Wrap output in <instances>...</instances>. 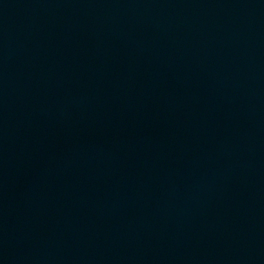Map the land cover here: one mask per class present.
Wrapping results in <instances>:
<instances>
[{"label":"water","instance_id":"1","mask_svg":"<svg viewBox=\"0 0 264 264\" xmlns=\"http://www.w3.org/2000/svg\"><path fill=\"white\" fill-rule=\"evenodd\" d=\"M0 264H264V0H0Z\"/></svg>","mask_w":264,"mask_h":264}]
</instances>
